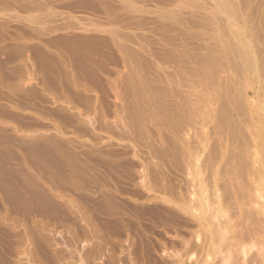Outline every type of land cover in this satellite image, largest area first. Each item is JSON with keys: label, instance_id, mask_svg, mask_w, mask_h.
I'll return each mask as SVG.
<instances>
[{"label": "rangeland", "instance_id": "374dc122", "mask_svg": "<svg viewBox=\"0 0 264 264\" xmlns=\"http://www.w3.org/2000/svg\"><path fill=\"white\" fill-rule=\"evenodd\" d=\"M0 264H264V0H0Z\"/></svg>", "mask_w": 264, "mask_h": 264}, {"label": "bare ground", "instance_id": "6f19581e", "mask_svg": "<svg viewBox=\"0 0 264 264\" xmlns=\"http://www.w3.org/2000/svg\"><path fill=\"white\" fill-rule=\"evenodd\" d=\"M222 86V84L220 85V87ZM222 87H224V86H222ZM226 89H227V87H226ZM248 89H250V88H248ZM221 90V89H220ZM229 90V89H228ZM251 90V89H250ZM224 91V90H223ZM225 94V93H224ZM219 95V94H218ZM230 95V94H229ZM229 95H227V96H229ZM221 99V98H220ZM227 99H228V97H227ZM226 99V100H227ZM230 99V98H229ZM225 100V101H226ZM221 101H223V100H221ZM229 102L228 103H230V100H228ZM228 105V104H227ZM230 105V104H229ZM222 106V105H221ZM224 106H226V103H225V105ZM227 107V106H226ZM228 108H230V107H228ZM227 108V109H228ZM222 109H224V107H222ZM231 109V108H230ZM253 110H254V108H253ZM226 111V110H225ZM257 111V110H256ZM256 111H255V113H256ZM229 112V111H228ZM250 113H251V111H250ZM254 117V116H253ZM251 119V118H250ZM249 119V120H250ZM232 121H233V119H232ZM261 122V121H260ZM252 123V122H251ZM235 124V123H234ZM248 125V124H247ZM251 125H253V124H251ZM244 127V126H243ZM250 127V125L247 127V129ZM250 129V128H249ZM252 129V128H251ZM245 130V129H244ZM247 131V130H246ZM256 131V130H255ZM253 133V132H252ZM254 134V133H253ZM257 138V137H256ZM256 140V139H255ZM245 154V153H244ZM246 156V155H245ZM245 158V157H244ZM233 160V159H232ZM233 166V165H232ZM232 168H234V167H232ZM252 168H254V167H252ZM256 168V167H255ZM235 169V168H234ZM252 173V172H251ZM248 177V176H247ZM233 183V182H232ZM248 197V196H247ZM249 198V197H248ZM249 201V200H248ZM253 201H254V199L252 200V203H253ZM250 205H251V203H250Z\"/></svg>", "mask_w": 264, "mask_h": 264}]
</instances>
